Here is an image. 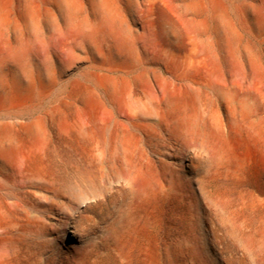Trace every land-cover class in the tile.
Returning <instances> with one entry per match:
<instances>
[{"label": "bare ground", "instance_id": "1", "mask_svg": "<svg viewBox=\"0 0 264 264\" xmlns=\"http://www.w3.org/2000/svg\"><path fill=\"white\" fill-rule=\"evenodd\" d=\"M263 60L264 0H0V264H98L78 225L106 185L127 199L108 258L193 196L196 163L211 198L242 164L232 134L264 140Z\"/></svg>", "mask_w": 264, "mask_h": 264}, {"label": "rangeland", "instance_id": "2", "mask_svg": "<svg viewBox=\"0 0 264 264\" xmlns=\"http://www.w3.org/2000/svg\"><path fill=\"white\" fill-rule=\"evenodd\" d=\"M244 38L261 51L257 38L246 32ZM166 142L165 152L173 150L170 146H178L172 140ZM230 143L242 159L238 172L209 180L212 195L209 198L199 189L198 180L203 174L196 163L186 177L194 187V198L185 192L181 197L161 202L153 212L155 225L132 242L122 257L117 253L107 257L103 236L105 228L118 219L127 199L124 193L106 185L98 204L84 213L89 220L82 219L78 225L79 234L96 247L98 264H264V140L238 133L232 134ZM140 146L148 159L155 156L150 143L143 142ZM103 165L104 176L107 173L111 176V163ZM63 168L68 188L64 195L69 198L79 172L68 166ZM161 171L158 170L157 178L162 176Z\"/></svg>", "mask_w": 264, "mask_h": 264}]
</instances>
